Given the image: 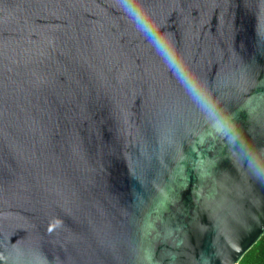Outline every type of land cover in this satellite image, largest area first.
Segmentation results:
<instances>
[{"label": "water", "instance_id": "95a60500", "mask_svg": "<svg viewBox=\"0 0 264 264\" xmlns=\"http://www.w3.org/2000/svg\"><path fill=\"white\" fill-rule=\"evenodd\" d=\"M263 236L264 0H0V264H239Z\"/></svg>", "mask_w": 264, "mask_h": 264}, {"label": "clouds", "instance_id": "9594fccd", "mask_svg": "<svg viewBox=\"0 0 264 264\" xmlns=\"http://www.w3.org/2000/svg\"><path fill=\"white\" fill-rule=\"evenodd\" d=\"M140 27L142 28V30L145 32V34L147 36H149L150 39H154L155 37L153 36V28H152V25L147 22L146 20L144 19H141V22H140ZM162 55H165L167 56V52L166 51H162ZM174 67L176 68L177 71L180 70V65L177 63L176 65H174ZM237 149L238 151L242 152L243 154H245L246 152V148H243L242 146H240L239 144L237 145Z\"/></svg>", "mask_w": 264, "mask_h": 264}, {"label": "trees", "instance_id": "16d2710c", "mask_svg": "<svg viewBox=\"0 0 264 264\" xmlns=\"http://www.w3.org/2000/svg\"><path fill=\"white\" fill-rule=\"evenodd\" d=\"M256 249L257 250V264H264V236L259 240V242L251 249ZM250 250V251H251ZM249 251V252H250ZM243 260V258H242ZM240 261V263L242 262Z\"/></svg>", "mask_w": 264, "mask_h": 264}, {"label": "rangeland", "instance_id": "374dc122", "mask_svg": "<svg viewBox=\"0 0 264 264\" xmlns=\"http://www.w3.org/2000/svg\"><path fill=\"white\" fill-rule=\"evenodd\" d=\"M257 260V250L253 249L243 257L242 262L239 264H257Z\"/></svg>", "mask_w": 264, "mask_h": 264}]
</instances>
